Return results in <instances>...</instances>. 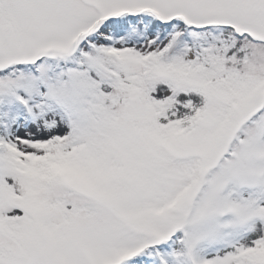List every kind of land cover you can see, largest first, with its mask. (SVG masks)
<instances>
[{"label":"snow or ice","instance_id":"1","mask_svg":"<svg viewBox=\"0 0 264 264\" xmlns=\"http://www.w3.org/2000/svg\"><path fill=\"white\" fill-rule=\"evenodd\" d=\"M0 264H264V0H0Z\"/></svg>","mask_w":264,"mask_h":264}]
</instances>
